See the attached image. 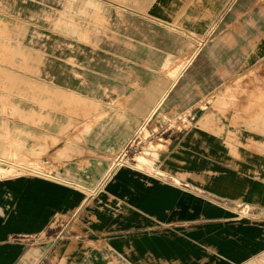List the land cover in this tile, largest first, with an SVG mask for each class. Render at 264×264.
Returning a JSON list of instances; mask_svg holds the SVG:
<instances>
[{
    "label": "crops",
    "instance_id": "crops-1",
    "mask_svg": "<svg viewBox=\"0 0 264 264\" xmlns=\"http://www.w3.org/2000/svg\"><path fill=\"white\" fill-rule=\"evenodd\" d=\"M5 1L23 5L0 12V264H237L264 253V0H90V33L109 37L90 42L84 82L59 76L54 49L31 48L25 4L36 1ZM62 94L88 107L76 115L90 114V157L48 150ZM182 111L198 116L178 133ZM135 137L161 140L169 184L115 169ZM78 187L97 197L57 230L64 189ZM221 203L263 220L225 218Z\"/></svg>",
    "mask_w": 264,
    "mask_h": 264
},
{
    "label": "rangeland",
    "instance_id": "rangeland-1",
    "mask_svg": "<svg viewBox=\"0 0 264 264\" xmlns=\"http://www.w3.org/2000/svg\"><path fill=\"white\" fill-rule=\"evenodd\" d=\"M36 3L25 4L29 8L26 12V21L31 24L30 31V46L32 49H41L44 46L54 49V53L59 59H62L61 66L59 67V76L64 79H70L71 75L80 76V81L90 80V42L99 43L102 42L104 37L108 39L109 36L103 34L90 33V0H34ZM23 4L9 3L5 0H0V12H15L17 8ZM104 24V19H95L94 27L96 30H102L101 27ZM100 28V29H97ZM67 58V60H65ZM72 58V59H70ZM97 69V68H96ZM61 71V72H60ZM256 89H263L264 84L256 82ZM86 87V85H85ZM31 90L34 93L46 92L47 95L56 93L52 88L42 86L40 84L32 83ZM241 98H245L246 94H239ZM63 101V114L62 132L57 136L56 141L53 139L50 141L48 150L52 149L54 152L57 148H62L65 154L69 158L78 160L90 157V147L84 146L87 142L86 137L88 135V127L90 126V114H84L82 116L76 115L78 103L72 99L70 95L62 94ZM49 101V100H48ZM54 101L46 104L47 110L54 108ZM255 102H261L256 97ZM257 106V104H255ZM45 106V105H44ZM226 106V105H225ZM78 109L87 110L86 104L79 103ZM183 112V111H182ZM181 113V112H180ZM194 113V112H192ZM180 115V116H179ZM179 119L176 120L173 127L180 133L186 129L191 121L189 119H196L197 114L187 115L186 112L178 114ZM50 119L48 118V123ZM49 126V125H48ZM48 138L54 137V131L48 129ZM166 135V133H165ZM54 141V142H53ZM161 140H152L148 142H142L139 138H134L129 146L122 153L123 165H117L116 168H126L128 170H136L141 172L145 179L148 180H160L159 182L169 184L166 178H163V172L159 171L157 167L159 163V152L164 150L161 145ZM58 145V146H57ZM65 158V157H64ZM140 159V160H139ZM139 160V161H138ZM10 162L24 167L29 170H36L38 172L43 169L31 163H27L21 158L14 156L10 159ZM0 175L5 174V171L0 166ZM13 172H16V168H11ZM46 174L51 175L52 170L47 167ZM44 172V170H43ZM15 174V173H13ZM134 176V175H132ZM159 178V179H158ZM146 179V180H147ZM104 179L103 181H105ZM79 182H90V180H74ZM102 181V182H103ZM66 184L64 183V187ZM77 192V194L75 193ZM97 193L90 194L89 189H83L81 187L75 188L72 191L64 189L63 192V209L68 213L62 216V219L58 220L56 229L60 230L64 228L70 219L78 216V214L87 206L90 201H95ZM243 204L248 206L249 213L247 215L240 214L236 210V206ZM74 206V207H72ZM223 209V217L230 218L234 221H248L255 222L263 220L260 217L259 211L244 203L236 204H224L221 203ZM72 211L70 212V208ZM72 220V219H71ZM54 225L52 229L54 230ZM49 231V230H48ZM209 248V247H208ZM209 250V249H208ZM226 260H224L225 263ZM237 264H264V253L251 260H241Z\"/></svg>",
    "mask_w": 264,
    "mask_h": 264
},
{
    "label": "built area",
    "instance_id": "built-area-1",
    "mask_svg": "<svg viewBox=\"0 0 264 264\" xmlns=\"http://www.w3.org/2000/svg\"><path fill=\"white\" fill-rule=\"evenodd\" d=\"M235 208L239 211L240 214L247 215L249 213V207L243 204L237 205Z\"/></svg>",
    "mask_w": 264,
    "mask_h": 264
},
{
    "label": "bare ground",
    "instance_id": "bare-ground-1",
    "mask_svg": "<svg viewBox=\"0 0 264 264\" xmlns=\"http://www.w3.org/2000/svg\"><path fill=\"white\" fill-rule=\"evenodd\" d=\"M139 160H140V159H139ZM139 160H138V161H139ZM0 170H1V169H0ZM51 180H52V179H51Z\"/></svg>",
    "mask_w": 264,
    "mask_h": 264
}]
</instances>
